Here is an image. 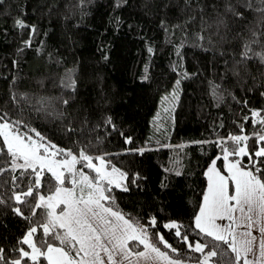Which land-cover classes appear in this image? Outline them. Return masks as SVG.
<instances>
[{"label": "trees", "instance_id": "1", "mask_svg": "<svg viewBox=\"0 0 264 264\" xmlns=\"http://www.w3.org/2000/svg\"><path fill=\"white\" fill-rule=\"evenodd\" d=\"M240 10L245 19L225 15L226 29L217 27L224 0H3L0 114L23 120L61 148L104 155L109 165L128 174L129 191L113 188L118 210L141 225L155 217L156 226L148 229L153 241L160 233L180 259L197 264L203 254L189 251L174 229L164 227L176 221L190 242L210 248L218 243L195 229L194 217L207 187L204 173L223 152L216 143L197 142L240 135L241 125L243 134L252 136L259 125L243 118L264 110V65L256 57L246 66L237 63L249 30L264 31V20L252 9ZM17 20L26 27L19 28ZM254 50L264 48L254 45ZM69 74L75 92L61 84ZM171 98L173 111L161 118ZM126 138L132 142L125 143ZM248 144L253 148L255 140ZM139 148L146 151H131ZM223 164L218 160L221 171ZM12 175L19 170L0 177V183L9 181L0 188L7 201L0 204V247L9 259L17 257V241L30 226L12 211ZM27 183L16 190H26ZM217 251L212 264H234L227 245Z\"/></svg>", "mask_w": 264, "mask_h": 264}, {"label": "snow or ice", "instance_id": "2", "mask_svg": "<svg viewBox=\"0 0 264 264\" xmlns=\"http://www.w3.org/2000/svg\"><path fill=\"white\" fill-rule=\"evenodd\" d=\"M256 2L259 7L253 8V0H236L235 3L224 0V15L218 13L217 27L228 28L225 15L230 14L236 20H244V11L240 9H252L260 13L264 20V0ZM16 25L19 28L26 27L21 20H17ZM249 31L251 38L243 40L240 45V60L237 63L246 66L249 60L256 57L264 65V50H254V45L264 48V31ZM197 38L201 41L205 39L203 35H198ZM220 39L223 42L226 37ZM61 84L72 92L76 90V81L70 74L62 79ZM176 84L179 86L180 81L177 80ZM173 98L178 99V95L174 93ZM163 99L167 100L168 97ZM13 102L18 103L15 96ZM62 103L68 105L69 100L64 99ZM37 111L44 109L41 107ZM262 112L264 110H251L250 116L243 118L245 122L251 120L254 127L259 125L252 136L243 134L244 128L241 125L240 135L229 134L224 140L197 142L216 143L223 152L222 157L217 156L211 161L204 173L207 187L199 212L194 217L195 229L218 243L211 248L209 243H193L186 234H182L181 225L176 222L164 225L167 229L175 230L176 237L186 244L189 251L203 254L197 264H209L218 255L220 244L227 245L235 254L234 264H241V261L243 264H264ZM62 115L61 113L60 116ZM107 122L111 124V119ZM21 127L27 131L22 132ZM68 131L72 129L69 128ZM0 138V157L8 158L0 162V177L19 170V175L11 176L12 195L9 199L16 205L12 207V211L30 225L17 241L14 249L18 254L16 258L9 259L5 249L0 247V264H185L180 259L179 250L165 240L163 235L155 233V242L149 236V227L157 224L155 217L148 224L141 225L126 217L115 206L113 188L129 191L125 183L128 181V174L115 166L109 169L110 161L104 155L93 157L85 149L74 153L70 148H61L36 129L29 128L23 120H11L7 113L0 114ZM250 139L255 140L253 148L249 147ZM229 141L231 146H227ZM131 142V138H126L125 143ZM131 151L143 154L146 149ZM232 157L235 159H231ZM220 159L224 161L223 171L217 167V160ZM176 174L180 175L179 172ZM139 178L138 175L135 176L131 183L135 184ZM25 179L28 181L26 190L17 191ZM6 183L9 181L0 183V188ZM44 188H47V192L42 191ZM0 204H7V201L0 197ZM25 210L29 215H25ZM240 219L247 221L244 226L249 231L242 233L247 239L238 247L236 227L241 226L238 223ZM223 220L231 223H218ZM252 229L260 234L258 255L254 252L258 238L252 234ZM159 245H163V249L168 251L162 250ZM141 246L142 250H137ZM249 253L255 259L249 260Z\"/></svg>", "mask_w": 264, "mask_h": 264}, {"label": "rangeland", "instance_id": "3", "mask_svg": "<svg viewBox=\"0 0 264 264\" xmlns=\"http://www.w3.org/2000/svg\"><path fill=\"white\" fill-rule=\"evenodd\" d=\"M170 99V98H168ZM172 99V98H171ZM175 104V100H168L167 101V104L165 105V107L163 108V112L160 114V117L162 118V116H166L167 118L169 117L170 113H172L173 111V106ZM167 109V111L165 110ZM23 132V131H22ZM223 154H221L220 156L222 157ZM95 163H98V161H94ZM224 165V164H223ZM79 167V166H78ZM109 169L112 167L111 165H108ZM217 167H218V160H217ZM219 168V167H218ZM86 172H88L87 169H85ZM90 175H95L94 173H89ZM126 183V182H125ZM239 215V214H238ZM226 220H223V221H218V223L220 224H223ZM170 222H176V221H170ZM168 222V223H170ZM239 224L241 225L240 226V231H238V234L237 236L239 237V242H238V245L240 246V244L243 242V240L247 239V237H244L242 235V233L246 232L247 229L244 225L247 223V221L243 220V219H240L239 221ZM177 223V222H176ZM178 224V223H177ZM26 247V246H25ZM255 259V258H254ZM46 264V262H45ZM209 264H212L211 261L209 262Z\"/></svg>", "mask_w": 264, "mask_h": 264}, {"label": "crops", "instance_id": "4", "mask_svg": "<svg viewBox=\"0 0 264 264\" xmlns=\"http://www.w3.org/2000/svg\"><path fill=\"white\" fill-rule=\"evenodd\" d=\"M238 215V214H237ZM231 222L230 221H228V220H226L223 224H230ZM239 223V222H238ZM234 227H236L235 225H234ZM238 231H240V226L239 227H236V239H237V246L239 247V245H238V242H239V237L237 236V234H238ZM247 231H249V230H247ZM252 231V234L254 235V236H257V241H256V244L254 245V252H255V254L256 255H258L259 253H258V244H259V239H260V234H259V232L257 231V230H255V229H252L251 230ZM244 241V240H243ZM248 258H249V260H253L254 258H255V256L252 254V253H249L248 254ZM242 262V264H243V261H241ZM185 264H194V263H189V262H185Z\"/></svg>", "mask_w": 264, "mask_h": 264}]
</instances>
